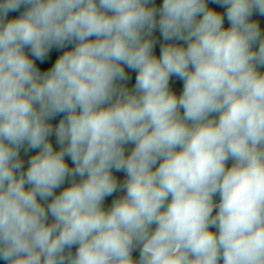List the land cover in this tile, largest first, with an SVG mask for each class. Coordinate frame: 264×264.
Returning a JSON list of instances; mask_svg holds the SVG:
<instances>
[{"label":"clouds","instance_id":"obj_1","mask_svg":"<svg viewBox=\"0 0 264 264\" xmlns=\"http://www.w3.org/2000/svg\"><path fill=\"white\" fill-rule=\"evenodd\" d=\"M256 13L264 0H0V260L264 264Z\"/></svg>","mask_w":264,"mask_h":264},{"label":"trees","instance_id":"obj_2","mask_svg":"<svg viewBox=\"0 0 264 264\" xmlns=\"http://www.w3.org/2000/svg\"><path fill=\"white\" fill-rule=\"evenodd\" d=\"M155 2L157 5H160V4H162L163 0H155ZM16 15H18V13H10V16H16ZM255 16H256V14H254L253 19H259L261 21V27H262V29H264V17L259 16V13H257L256 17ZM226 26H228L227 21H226ZM154 35L158 39L157 47L155 49L156 54L158 55L159 51H160V45L162 43H165V42L163 41L162 37L160 36L159 29L156 30ZM71 47H72V45L68 46V48H71ZM65 50H67V49H65ZM55 58H58V54H56ZM37 63L43 70H48L54 64V59L45 60L43 63L38 61ZM133 83H134V79H133ZM174 86L177 88L178 91H182V82L174 79ZM61 118H63V114H61V116L56 117L55 120L53 121V123L57 124L59 122V119H61ZM52 139H53L54 146L57 148V150H59V145L55 144V137H53ZM128 147L131 148L132 146L129 145ZM35 151H38V150H33L32 152H28L27 154L22 153L24 160L27 161V159H29L31 155L35 154ZM66 159H68V162L71 165L70 158H66ZM231 163H232V161H229V166H231ZM26 167H27V164H26ZM117 175L120 176L121 178H123V173H117ZM66 186H67V184L64 185V187H66ZM112 199H113V197H108L106 199V206L111 204ZM216 199L218 201L219 197L217 196ZM213 231H215V229H213ZM134 256L136 258H138L139 253L138 252L134 253ZM0 264H5V262L0 260Z\"/></svg>","mask_w":264,"mask_h":264},{"label":"water","instance_id":"obj_3","mask_svg":"<svg viewBox=\"0 0 264 264\" xmlns=\"http://www.w3.org/2000/svg\"><path fill=\"white\" fill-rule=\"evenodd\" d=\"M256 16H257V13H256ZM256 16H255V17H256ZM74 251H75V249H73V252H74Z\"/></svg>","mask_w":264,"mask_h":264}]
</instances>
